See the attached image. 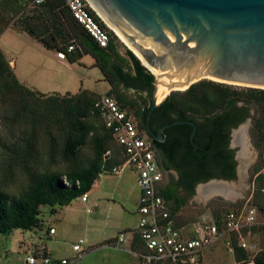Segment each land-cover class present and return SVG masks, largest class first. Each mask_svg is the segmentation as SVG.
Returning <instances> with one entry per match:
<instances>
[{
  "label": "trees",
  "instance_id": "1",
  "mask_svg": "<svg viewBox=\"0 0 264 264\" xmlns=\"http://www.w3.org/2000/svg\"><path fill=\"white\" fill-rule=\"evenodd\" d=\"M29 6L35 10L24 16ZM4 12L11 18L6 19V27L0 28V37L11 28L16 15L24 17L23 31L48 49L63 51L74 43L75 51L68 54L73 56L71 62L85 55L93 56L111 86L106 95L127 109L139 129L147 133L146 119L155 77L132 51L121 52L119 38L95 12L96 19L111 36L106 48L78 23L64 0H48L39 6H34L32 0H0V20H4ZM121 89L134 91L139 97L131 100ZM101 97L87 89L62 95L28 87L19 81L0 47V112H3L0 121L7 133L0 132V170L7 179H12L17 168L28 182L18 196H11L0 188V234L44 230L41 217L44 206L51 208L52 215L56 214L57 208L82 198L102 174L111 173L124 162L122 147L96 108ZM250 118H253V143L260 152L250 204L264 214V89L205 79L186 91L173 92L155 109L151 118L153 129L154 123L157 127L176 121H193L197 125L194 138L197 149L190 141L193 127L183 124L166 130L171 138L173 132L179 137H174L166 146L163 158L157 157L165 172L173 169L178 172L177 179L171 175L170 181H164L160 187L161 196L170 203L174 221L195 194L198 184L211 179H236V152L230 146L231 135ZM152 143L157 152L158 142ZM213 214L214 223L222 229L226 214L222 216L220 208ZM258 225L253 233L262 228ZM234 236L236 261L244 264L248 254ZM131 250L140 255L145 253L144 242L138 234L133 237ZM255 264H264V252L257 255Z\"/></svg>",
  "mask_w": 264,
  "mask_h": 264
},
{
  "label": "water",
  "instance_id": "2",
  "mask_svg": "<svg viewBox=\"0 0 264 264\" xmlns=\"http://www.w3.org/2000/svg\"><path fill=\"white\" fill-rule=\"evenodd\" d=\"M88 1L100 18L93 3L121 28L145 62L132 53L155 77L146 129L156 141H164L167 129L186 124L193 127L190 141L198 148L193 121L164 125L158 134L151 128L153 112L173 92L186 91L205 79L264 89V0ZM242 126L232 131L236 137L232 147H240L237 161L244 147L242 130L237 131ZM225 181L213 179L199 186Z\"/></svg>",
  "mask_w": 264,
  "mask_h": 264
},
{
  "label": "rangeland",
  "instance_id": "3",
  "mask_svg": "<svg viewBox=\"0 0 264 264\" xmlns=\"http://www.w3.org/2000/svg\"><path fill=\"white\" fill-rule=\"evenodd\" d=\"M34 7L29 6L24 12L25 15H30L34 11ZM7 14V15H6ZM4 20H0V28H4L7 25V18H11L9 13L2 14ZM24 18V17H22ZM22 18L15 15L10 27L15 31L22 32ZM108 27V26H107ZM109 28V27H108ZM110 29V28H109ZM107 30V29H106ZM111 30V29H110ZM17 33H10L5 36L0 45L5 51L9 60H14V66L12 68L15 72V54L30 52L35 57V63L30 70L25 68L27 76H29V83L33 81L40 80L44 78V66L41 61H44L50 54L57 55V52H49L45 49L39 42L34 41L23 35H16ZM129 48L125 46L120 41V50L121 52L126 53V50ZM94 61L92 57H86L84 59V65H75L72 69H67L65 66L59 65V63H54L50 65V69L47 70L49 74L45 75L46 87L39 86L38 89L45 91L44 93H53L56 91L59 93H65L66 90H71L76 92L78 87L83 84V87L100 93V96L106 95L109 89V85L104 82L102 79V73L99 69L92 67ZM21 74L20 70H17ZM22 75V74H21ZM33 79V80H32ZM72 80L73 84H72ZM67 83H71L70 85ZM67 84V86H64ZM35 84L29 86L34 88ZM241 87V86H240ZM36 89V88H34ZM121 91L131 100H136L139 96L134 91ZM65 95V94H62ZM3 112H0V120ZM255 116L253 111L252 117ZM249 122H245L243 126L238 129V132L241 134H247V142L250 154V160L244 159L240 156L241 161H237V177L235 180L225 181L227 187L231 189V193L238 194L235 199L227 197L223 194H214L212 196H207L204 198L200 194L201 186L197 187L195 194L190 197L187 201L186 206L175 216L176 224L183 230H192L196 229L197 226L202 222L213 223L214 219V210L221 209L224 216L229 210L237 209L239 206L235 207V204L244 205L251 197L253 189L255 186V167L260 161V152L254 146L253 137H252V127H253V118L249 119ZM246 127V128H245ZM245 128V129H244ZM17 129V128H16ZM0 132L5 133L6 131L2 129L0 121ZM18 136V129L15 130V138ZM236 137L231 135V148L235 150L236 155L240 151L238 145L232 147V143ZM86 152V151H85ZM241 174L239 175V168L243 165ZM104 182L114 183V180L118 179L119 176H122L125 181L124 187L128 190L135 191V174L131 171L130 168H125L121 174L109 176L102 175ZM171 179V173H166L164 176V181L168 182ZM27 178L21 175L19 169L15 168V175L12 179H7L4 173L0 170V188L5 190L11 196H18L22 193L23 189L27 185ZM211 184L207 185L210 186ZM217 185V184H216ZM235 190V191H234ZM133 204H135L133 202ZM84 203L82 198H77L71 205L73 209H65L60 212L59 215L54 216L51 214L50 207L44 206L42 208L41 217L48 221H53V224L58 229V234L54 236L53 239L47 240L45 228L44 230L35 229L32 231H23V230H14L8 235L0 234V264H26V258L28 254L31 253V250L34 246H41L43 243H40L41 239L46 240L49 243L50 247L56 251V254L61 257H74L75 252L73 250L74 244L80 242V240H85V248L87 251L84 253L83 258L79 261V264H123L122 260L125 261H136L137 258L132 254H129L120 250H93L88 249V246L92 242L91 238L87 235L86 229L84 227L85 223L88 222V217L85 213ZM235 207V208H234ZM258 222L261 229L257 230L253 235L248 238L249 242H253L257 245L260 252H264V215L259 214ZM49 225H46V228ZM48 231V230H47ZM235 236L226 233L223 238L211 249L204 252V257L202 258L200 264H242L236 261L235 251L233 242ZM56 242V243H55ZM40 243V245H38ZM107 252V253H106ZM140 264H144L140 260ZM153 264H174L171 262H157Z\"/></svg>",
  "mask_w": 264,
  "mask_h": 264
},
{
  "label": "built area",
  "instance_id": "4",
  "mask_svg": "<svg viewBox=\"0 0 264 264\" xmlns=\"http://www.w3.org/2000/svg\"><path fill=\"white\" fill-rule=\"evenodd\" d=\"M46 1L48 0H32V4L39 6ZM64 1L78 23L101 47L106 48L111 36L96 19L89 1ZM75 49L76 46L72 43L66 50L59 51L57 56L66 60L68 54L73 53ZM96 108L100 111L106 127L113 131L116 142L123 149L124 162L114 167L111 173L120 174L125 168H130L136 175L140 189L137 210L139 223L130 235L134 237L138 234L144 242L145 253L139 255L144 264H200L204 252L215 246L226 233L236 235L239 245L247 252L248 259L244 264H255L260 250L256 244L249 242L248 238L253 235V228L259 224L258 216L261 212L250 204V199L243 206L225 215L222 229L214 222L205 221L197 226L194 235L184 233L171 217L170 203L160 194V187L168 172L161 168L156 149L147 133L139 129L134 116L122 108L112 96L103 95L97 101ZM87 199L88 194H85L82 201L86 202ZM49 234H55V229H49ZM128 234H120L118 243L129 242ZM73 250L76 253L74 257L61 258L54 256L46 247H33L26 258V264H79L87 251L85 240L74 244Z\"/></svg>",
  "mask_w": 264,
  "mask_h": 264
},
{
  "label": "crops",
  "instance_id": "5",
  "mask_svg": "<svg viewBox=\"0 0 264 264\" xmlns=\"http://www.w3.org/2000/svg\"><path fill=\"white\" fill-rule=\"evenodd\" d=\"M14 32L17 33L16 35H19V36L23 35V36H26V37L34 40V41L39 42L45 49H47L51 53L54 51L57 53L59 52V51H56L54 49L51 50V49L46 48L42 42L34 39L28 33L24 32V31L18 32L12 28H8L1 35L0 42L2 41V39L5 36L9 35L10 33H14ZM0 47L3 50L1 45H0ZM3 52L5 53L4 50H3ZM5 55H6V53H5ZM86 57H92L93 61H94L92 67L100 70V68L97 67V65H96L95 58L91 55H85L79 61L71 62L70 58H73V56H71V55L68 56V59L62 60V59H59L57 55L55 56L53 54H50V56H48V58H46L44 61H41L42 65L44 66V69H45L44 70V73H45L44 78H45L46 74H49V72H47V70L50 69L49 68L50 65L57 62V63H59V65L65 66V68H67V69H72V67L75 65L83 66L84 65V59ZM6 58L9 61L10 65L14 66V60H9L7 55H6ZM34 63H35V57L30 52H25V53L18 52V53H16L15 54V74H16L17 78L19 79V81H21L26 86L29 87V86H32V84L33 85L35 84L36 86H34V88H36L38 91L44 93L45 91H41L38 89L39 86H44V88L46 87V82H45L44 78L41 79V81H42L41 83H38V82H40V80H37V78H36V81H33V83H29L31 81H29V82L26 81V80H29L30 78H29V76H27V74L25 72V68H27V70H30L31 67L34 65ZM17 70H20L22 75L19 74ZM27 78H29V79H27ZM101 80H103L104 82H106L109 85V89L107 91V92H109L111 89V86L105 80L103 73H102V79ZM73 81L74 80H72V84H73ZM67 84L70 85L71 83H67ZM67 84H65L64 86H67ZM84 89H86V88H84L83 84H81V86L78 87L76 92L71 91V90H66V91H64L65 93H60V94H67V93L76 94V93H79L80 91H82ZM87 90H90V89H87ZM91 91H93V90H91ZM52 92L53 93H59L56 91H52ZM93 92H96V91H93ZM46 94H50V91H49V93H46ZM98 94H100V93H98ZM131 171L133 172V170H131ZM102 175H104V176L106 175L107 177H109V176H114V175H119V174L109 173V174H102ZM102 175L99 178V180H97L96 183L93 185L91 191L87 193L88 194L87 201L86 202L82 201L85 204L84 205L85 213H86L87 217L89 218L88 222L85 223L84 227L86 229V233H88L87 235L92 240V242L88 246V249H92L91 251H93V250H107V251L108 250H120V251H124V252H127L129 254H132L134 257L137 258V260L134 262H133V260L131 262L122 260L123 264H140V260H141V258L139 256L140 254L133 252L131 250L133 237H132V235H130V232H133L137 229L138 223H139V216L137 214V210H138V204H139V198H140V189H139L138 184H137V179H135L136 186H134L135 191L133 192V191L128 190L127 188L124 187L125 181H124V178L122 176H119L118 179L114 180V183H107V182H104ZM135 177H136V175H135ZM133 202L135 204H133ZM71 205L63 207L61 209L57 208V213L53 214V215L57 216L60 214V212L62 210H65V209L75 210V208H72ZM50 210H51V208H50ZM44 224H45V232H46L45 237H47V240L53 239L54 236L58 234V229L55 227L52 220L48 221V223H47L44 219ZM46 225H49V227L46 228ZM51 228L55 229V234H53V235L49 234V229H51ZM180 229H182V228H180ZM183 232L187 233L189 235H194L195 229L183 230ZM122 233H129L128 234L129 242L123 243V244L118 243V237ZM40 239H41L40 243H43V245H41V246L49 249L54 256L61 257V256H58L56 254V251L50 247L49 243H47L46 240H43V238H40ZM40 243L38 245H40ZM85 243H86V241H85ZM34 247H38V246L36 245ZM86 250H87V248H86ZM75 255H76V253H75ZM83 256H82V258H83ZM61 258H70V257H61Z\"/></svg>",
  "mask_w": 264,
  "mask_h": 264
},
{
  "label": "bare ground",
  "instance_id": "6",
  "mask_svg": "<svg viewBox=\"0 0 264 264\" xmlns=\"http://www.w3.org/2000/svg\"><path fill=\"white\" fill-rule=\"evenodd\" d=\"M93 3V2H92ZM94 9L99 13L103 21L106 23V25L117 35L119 40L129 48L132 52H134L139 58H141L144 62L145 60L143 59L140 51L136 48V46L130 41V39L125 35V33L121 30V28L117 27L113 22L109 20V18L93 3ZM154 74L156 75L155 71L152 70ZM170 92L167 91L166 96H168ZM243 152H242V157L246 160H250V154H249V148H248V142H247V134H243ZM244 169V168H243ZM210 186L207 185H202L200 189V194L204 197L207 198V196H212L214 194H223L226 195L227 197H231L235 199V197L238 194L231 193V189L227 187V184H221V183H210ZM217 184V185H216ZM235 191V190H234Z\"/></svg>",
  "mask_w": 264,
  "mask_h": 264
},
{
  "label": "flooded vegetation",
  "instance_id": "7",
  "mask_svg": "<svg viewBox=\"0 0 264 264\" xmlns=\"http://www.w3.org/2000/svg\"><path fill=\"white\" fill-rule=\"evenodd\" d=\"M154 129L152 128V130L154 131V133L155 134H158V132H159V130H160V128L161 127H163V126H160V127H157L156 125V123H154ZM168 130V129H167ZM172 136H173V138H171L170 136H169V134H167V132L165 131V133H164V141L163 142H158V141H156L155 140V138L154 137H151L150 136V140L151 141H156V142H158V144H157V157L158 158H163L164 157V155H165V149H166V146L168 145V144H170V142H172L173 140H174V137L175 138H178L179 137V135L178 134H175L174 132L172 133ZM236 156L237 155H235V160H236ZM237 161V160H236ZM168 173H171V175L172 176H174L176 179L178 178V172L176 171V170H171V171H168ZM236 175H237V170H236ZM211 180H213V179H211ZM210 181V180H209ZM208 181V182H209ZM208 182H206V183H208ZM201 184V183H200ZM200 184H198L197 186H196V188H195V192H196V190H197V187L200 185Z\"/></svg>",
  "mask_w": 264,
  "mask_h": 264
}]
</instances>
